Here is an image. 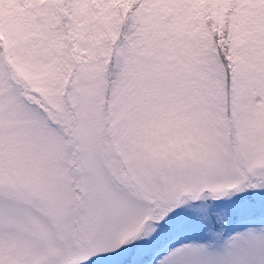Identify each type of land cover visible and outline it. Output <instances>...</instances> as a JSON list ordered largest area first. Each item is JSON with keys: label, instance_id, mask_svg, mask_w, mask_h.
Returning <instances> with one entry per match:
<instances>
[{"label": "snow or ice", "instance_id": "obj_1", "mask_svg": "<svg viewBox=\"0 0 264 264\" xmlns=\"http://www.w3.org/2000/svg\"><path fill=\"white\" fill-rule=\"evenodd\" d=\"M0 264H264V0H0Z\"/></svg>", "mask_w": 264, "mask_h": 264}]
</instances>
